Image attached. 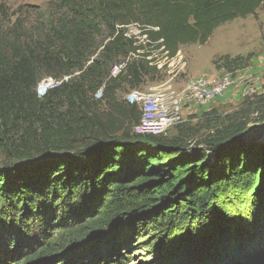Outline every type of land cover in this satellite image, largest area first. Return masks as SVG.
<instances>
[{
	"label": "trees",
	"instance_id": "obj_1",
	"mask_svg": "<svg viewBox=\"0 0 264 264\" xmlns=\"http://www.w3.org/2000/svg\"><path fill=\"white\" fill-rule=\"evenodd\" d=\"M260 7L264 0H85L70 18H48L35 39L1 48L0 148L15 159L37 143L72 153L0 169V264H128L133 247L149 257L140 264H251L264 256V144L225 148L243 131L227 139L228 116L213 120L210 153L188 152L177 139L134 133L137 106L114 98L122 85L137 89L159 74L154 54L172 59L181 46L204 45L219 26ZM132 24L147 42L125 36ZM74 72L76 81L37 96L43 75ZM102 86L123 117L114 130L75 106ZM61 98L67 112L51 126L37 109L53 114Z\"/></svg>",
	"mask_w": 264,
	"mask_h": 264
},
{
	"label": "rangeland",
	"instance_id": "obj_2",
	"mask_svg": "<svg viewBox=\"0 0 264 264\" xmlns=\"http://www.w3.org/2000/svg\"><path fill=\"white\" fill-rule=\"evenodd\" d=\"M84 1L0 0V49L3 47L7 48L16 37H21L28 41L31 38L35 39V36L41 30H46L48 18H70L72 14L69 10L70 7ZM209 39L208 43L204 45L181 46L179 50L185 55L182 64L178 62L177 65L172 64L170 66L168 63H164V56L154 54L153 58L158 60L157 63H161L162 68L153 80H146L139 89L156 90L170 83L176 91H181V88L185 86L191 76L207 73L206 71H221V69H225V71H222L223 73L228 72L235 77L237 74H233L234 72L243 71L249 67L255 69L254 61L264 56V7H260L257 10L256 16L239 18L219 26ZM104 40L105 34L103 33L98 39L100 44L97 52L101 49V44ZM41 72L43 74L46 73V71ZM256 75L260 77L256 84L257 89L260 87V90H264V72H258ZM78 77L79 73L74 72L70 75L68 82L72 83ZM45 78L55 80V76L47 77L43 75L41 77V79ZM244 81L246 80L244 79ZM103 89L104 86L95 92H86L81 97L83 103L80 99V101L76 99L75 106L77 110L88 111L90 116L92 114L95 115L108 129L114 130L120 126L123 117L119 116L115 111L118 107H111L109 105L110 101L103 98ZM133 90L134 88L128 85H122L114 96L116 104L124 106L127 103L128 94ZM256 93L257 91L252 92L251 96L242 97V101L236 103L217 101V103L212 105L213 109H210L214 112L212 116H207L206 114L208 113L200 110L189 117L188 115L184 116L186 121L183 124L176 125L158 139L179 140L178 145L186 148L188 152L203 150L210 153L212 147L208 144L216 133L213 120L215 118L225 120L229 116L234 120L233 126L228 130L227 139L241 130L252 131L253 136L255 135L254 143L260 142L264 144V96ZM40 103H43V100H40ZM42 105H39L37 114L41 118L42 116L48 118L51 126H56L58 115L65 114L68 108L65 98L54 102L51 107L53 114L47 109L40 108ZM257 113L259 117H255ZM67 117L64 119H67ZM136 126L133 127L134 133L136 132ZM37 128L39 127L36 126ZM87 140H90V138L80 141L75 146L81 147L88 142ZM35 145L33 149L26 152L28 156L21 159L13 158L10 153L0 148V169H9L11 166L18 164L31 166L48 160L63 159L72 153L56 151L51 147L38 143ZM137 248L133 247L129 250L132 258L129 259L128 264H140L139 260L149 259L148 255ZM260 261L264 264V256L254 258L251 264H258ZM144 264L160 263L153 260L150 262L145 261Z\"/></svg>",
	"mask_w": 264,
	"mask_h": 264
},
{
	"label": "built area",
	"instance_id": "obj_3",
	"mask_svg": "<svg viewBox=\"0 0 264 264\" xmlns=\"http://www.w3.org/2000/svg\"><path fill=\"white\" fill-rule=\"evenodd\" d=\"M140 26L132 24L125 27V36L144 44L147 42L146 36H141ZM177 55V54H176ZM132 57L134 55L131 54ZM178 62L183 63L182 56H175ZM174 58H164V63L170 66L174 63ZM126 62L115 64L109 69L110 77H117L126 67ZM157 68H162L161 63H157ZM70 76H64L60 79H41L35 88L39 98H43L49 91L60 87L68 81ZM236 78L226 72L218 77L201 75L199 77L187 80L181 91H176L172 84L167 83L161 89H134L126 100L130 105L137 106L140 112V120L135 128V133L141 136L160 137L165 135L176 125L183 124L185 111L192 108L207 107L222 98L228 92L236 87Z\"/></svg>",
	"mask_w": 264,
	"mask_h": 264
},
{
	"label": "crops",
	"instance_id": "obj_4",
	"mask_svg": "<svg viewBox=\"0 0 264 264\" xmlns=\"http://www.w3.org/2000/svg\"><path fill=\"white\" fill-rule=\"evenodd\" d=\"M207 43H208V41H207ZM179 55L182 56L183 59H184L185 55L182 54L181 50L178 51L176 56H179ZM173 64H176V65L178 64V61H177L176 57L174 59V63ZM254 65H255V69L252 68V67H249L246 70L237 71V72L233 73V74H237L235 76V78L237 80L236 87L232 88L228 92V94L224 98L219 100V101H222V103H234V102L236 103L238 101H242V99L244 97L246 98L247 96H251V93L255 92V91H257L256 94L264 96V90H260V87H259V89H257V87H256V84H257V82L259 81V78H260L256 74L258 72H262V71L264 72V56H263V58L262 57L257 58L254 61ZM252 69H254V70H252ZM222 71H225V69H221V71H216V70L215 71H213V70L206 71L207 73L204 72V73L199 74V75H193L190 78L199 77L201 75H208L210 77H218V76L223 74ZM224 73H226V72H224ZM254 75H256V76H254ZM244 79L246 81H244ZM253 84H255V85L253 86ZM183 88L184 87H182L181 89H183ZM215 103H217V102H215ZM215 103H213V104H215ZM213 104H211V105H209L207 107H203V108H196V107L192 108L190 111H185V116L188 115V117H189L192 114L197 113V111H199V110L203 111L204 113H209V111L210 112L212 111L210 109L212 108Z\"/></svg>",
	"mask_w": 264,
	"mask_h": 264
},
{
	"label": "water",
	"instance_id": "obj_5",
	"mask_svg": "<svg viewBox=\"0 0 264 264\" xmlns=\"http://www.w3.org/2000/svg\"><path fill=\"white\" fill-rule=\"evenodd\" d=\"M255 117H259V114L258 113L255 114ZM254 142H255V135L253 136L252 131H242V132H239V133L235 134L234 136H232L225 143L224 146L227 149H236V148H240V147L249 146ZM258 264H262V262L260 261Z\"/></svg>",
	"mask_w": 264,
	"mask_h": 264
}]
</instances>
